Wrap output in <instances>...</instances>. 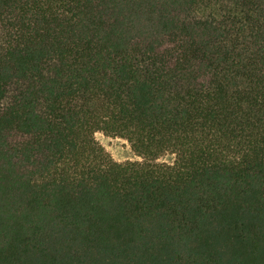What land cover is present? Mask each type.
Listing matches in <instances>:
<instances>
[{
	"label": "trees",
	"instance_id": "16d2710c",
	"mask_svg": "<svg viewBox=\"0 0 264 264\" xmlns=\"http://www.w3.org/2000/svg\"><path fill=\"white\" fill-rule=\"evenodd\" d=\"M0 264H264V0H0Z\"/></svg>",
	"mask_w": 264,
	"mask_h": 264
},
{
	"label": "rangeland",
	"instance_id": "374dc122",
	"mask_svg": "<svg viewBox=\"0 0 264 264\" xmlns=\"http://www.w3.org/2000/svg\"><path fill=\"white\" fill-rule=\"evenodd\" d=\"M96 139L111 154L114 160L123 162L138 159L127 140L103 132L95 133Z\"/></svg>",
	"mask_w": 264,
	"mask_h": 264
}]
</instances>
